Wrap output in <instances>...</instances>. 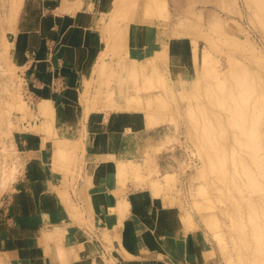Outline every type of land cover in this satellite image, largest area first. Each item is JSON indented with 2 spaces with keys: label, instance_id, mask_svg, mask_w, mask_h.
Segmentation results:
<instances>
[{
  "label": "rangeland",
  "instance_id": "obj_1",
  "mask_svg": "<svg viewBox=\"0 0 264 264\" xmlns=\"http://www.w3.org/2000/svg\"><path fill=\"white\" fill-rule=\"evenodd\" d=\"M263 6L264 0H0V201L23 168L20 153L31 159L38 148L61 178L57 192L67 215L82 221L77 200L93 171L84 140L94 122L124 110L163 134L143 158L128 151V162L114 167L123 191L130 182L148 187L176 211V242L200 232L217 264H264ZM53 23L61 25V44L78 34L97 37L94 64L69 82L88 127L77 129L60 104L38 114L48 99L34 101L29 93L36 90L24 80L27 36L48 37ZM207 141L215 145V165ZM158 154L171 161L162 172ZM84 226L91 233L95 227ZM42 242L67 243L64 236ZM51 259L75 260L67 250ZM0 264H7L1 252ZM102 264L113 263L105 257Z\"/></svg>",
  "mask_w": 264,
  "mask_h": 264
},
{
  "label": "crops",
  "instance_id": "obj_2",
  "mask_svg": "<svg viewBox=\"0 0 264 264\" xmlns=\"http://www.w3.org/2000/svg\"><path fill=\"white\" fill-rule=\"evenodd\" d=\"M60 26H48V37H40L35 31L27 36L23 77L27 86L36 90L29 93L34 101L48 99L52 105L60 104V110L69 112L79 129L88 123L78 104L79 94L69 82L94 64L90 61L98 42L88 33L89 37L78 34L61 44ZM123 104L117 103L119 107ZM108 116L94 122V131L84 140L87 167L93 171L86 177L83 170L85 180L91 182L82 188L83 201L77 200L85 212L80 222L67 215L61 205L57 192L61 178L52 173L42 152L37 148L31 159L25 157L28 152L20 153L23 168L12 191L0 201V252L7 264H54L51 258L66 250L73 252L72 264H102L105 257L113 264H217L214 246L200 232L186 233L176 242L177 236L170 232L179 226L176 211L165 208L148 187L135 188L130 182L123 191L119 185L114 167L128 162V151L136 155L133 160L143 158L163 132L137 122L132 112L114 110ZM21 145L29 149L30 140L23 139ZM157 156L160 171L167 170L171 163L168 155ZM108 157L119 160L115 164L104 162ZM80 223L93 224V232ZM63 236L65 248L42 242Z\"/></svg>",
  "mask_w": 264,
  "mask_h": 264
},
{
  "label": "bare ground",
  "instance_id": "obj_3",
  "mask_svg": "<svg viewBox=\"0 0 264 264\" xmlns=\"http://www.w3.org/2000/svg\"><path fill=\"white\" fill-rule=\"evenodd\" d=\"M263 8H264V6H263ZM262 21H263V23H264V14H263V16H262V19H261ZM52 102L51 101H49V100H45V101H43V102H41V103H39V105H37V107H36V111H37V113L38 114H42V113H44L45 114V111H46V109H47V107H48V104H51ZM128 104H130L129 102H128ZM124 105V104H123ZM233 105H235L234 103H233ZM50 106V105H49ZM121 106V105H120ZM53 108V107H52ZM233 108H235V109H233L234 111H237V110H239L240 111V103L239 104H237V106L236 107H233ZM13 109V108H12ZM11 109V110H12ZM9 112H10V110H9ZM11 113V112H10ZM253 136H254V132H251V136L250 137H252L253 138ZM249 137V136H248ZM209 144V142L207 141V145ZM209 149H210V152H211V155H212V157H211V160H210V162H211V164L212 165H215V145L213 144V142H211L210 144H209ZM15 167V166H14ZM14 168H12L11 170H13ZM10 170V171H11ZM16 173V172H15ZM4 176V175H3ZM7 179H12V173L11 174H9L8 176H7ZM10 181V180H9ZM8 181V182H9Z\"/></svg>",
  "mask_w": 264,
  "mask_h": 264
}]
</instances>
